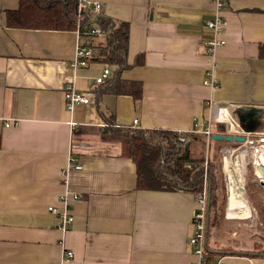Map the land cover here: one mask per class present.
Wrapping results in <instances>:
<instances>
[{"label":"crops","instance_id":"1","mask_svg":"<svg viewBox=\"0 0 264 264\" xmlns=\"http://www.w3.org/2000/svg\"><path fill=\"white\" fill-rule=\"evenodd\" d=\"M19 1L0 0V264H190L197 194L138 189L135 163L103 124L192 133L197 123H220L219 113L232 129L237 121L256 128L264 112V0H229L221 35L205 24L212 0H92L102 7L85 10L90 24L102 27L100 16L128 23L121 69L98 59L108 32L93 37L89 66L75 69L76 29L9 26L7 11ZM216 37L226 43L211 51ZM105 67L111 74L97 83ZM211 70L214 87L205 82ZM69 84L92 91L93 101L69 110ZM70 155L82 168L65 183ZM66 191L75 221L63 233L48 207L60 206ZM211 233V263L264 264L262 256L221 254ZM64 247L74 252L68 261Z\"/></svg>","mask_w":264,"mask_h":264},{"label":"trees","instance_id":"2","mask_svg":"<svg viewBox=\"0 0 264 264\" xmlns=\"http://www.w3.org/2000/svg\"><path fill=\"white\" fill-rule=\"evenodd\" d=\"M88 11L78 12V0H20L16 9L7 11V24L11 27L33 29H67L92 23ZM98 22L107 30L108 37L104 50L98 59L116 65L117 69L127 67L125 54L129 42V27L126 22H112L100 16ZM88 23V24H86ZM264 57V44L260 47ZM141 93L136 94L139 98ZM250 122V127H253ZM217 133L225 132L224 123L214 124ZM112 122L108 129L119 134L124 153L136 166L137 188L146 190H181L198 194L205 183L210 189L209 221L207 238L210 235L211 214L220 209L224 202L218 197V163L210 157L212 144H226L225 140H215L205 133H187L188 141L181 144L177 131L168 129L117 128ZM219 159V156H218ZM206 242V251H209ZM221 254H240L264 257V249L231 250L222 248Z\"/></svg>","mask_w":264,"mask_h":264},{"label":"built area","instance_id":"3","mask_svg":"<svg viewBox=\"0 0 264 264\" xmlns=\"http://www.w3.org/2000/svg\"><path fill=\"white\" fill-rule=\"evenodd\" d=\"M229 0H212L214 14L213 17L207 19L205 24L207 27L212 29L216 35H221L225 33L227 29L228 21L224 15V10L227 7ZM101 3L99 1L92 0H78V12L81 13L86 9L99 12L101 10ZM79 34V38L76 44L75 56L72 59L71 65L73 68L78 67H87L90 64V60L94 55V44L93 37L95 36H106L107 31L98 25L88 24L84 26H78L76 28ZM225 39H221L216 37L214 39H210L208 44L211 51H215L217 47L225 44ZM111 74V69L109 67H105L102 70V73L95 77V81L97 83H104L109 75ZM209 78L205 81L207 84L214 87L217 84V78L214 72L208 71ZM65 98L67 103V108L72 110L76 104L84 103L89 104L93 101L94 93L92 91H80L75 88L73 84H69L65 89ZM221 107L219 108V110ZM225 115V114H224ZM215 119L220 123H224L226 126V131L223 133H236L235 135H244L245 141H249L248 136H250L251 132L247 130L245 127H242L237 121L236 129H232L229 127V122L225 116H215ZM134 124L138 123V119H134ZM74 126V123H72ZM104 127L108 126V123L103 124ZM193 133H205L208 138L215 134L212 123L208 122L206 125L196 124L195 128L192 130ZM187 133H183L180 135L179 140L181 144H186L188 141ZM244 141V142H245ZM245 142V143H246ZM226 156V155H225ZM224 156V159H225ZM82 165L78 162L77 158L73 155L69 156L68 163L66 167L62 171V178L67 183L68 173L72 169H80ZM70 191H66L61 196V205L55 206L50 205L48 210L53 214H56L60 217V223L58 225L59 229L66 233L70 227L73 225L75 221V216L72 213L71 202H70ZM77 197L76 195H74ZM197 209L195 211L193 217V234L189 239V244L192 246L193 253L195 255V260H193L190 264H213L208 259V252L206 251V242H207V230H208V221H209V188L207 187V183H205L204 188L201 192L197 194ZM64 244V242H63ZM65 246V244H64ZM74 257L73 250L64 247L62 251V259L63 261H68Z\"/></svg>","mask_w":264,"mask_h":264},{"label":"rangeland","instance_id":"4","mask_svg":"<svg viewBox=\"0 0 264 264\" xmlns=\"http://www.w3.org/2000/svg\"><path fill=\"white\" fill-rule=\"evenodd\" d=\"M256 120L257 126L249 129L251 134L246 143L229 141L226 144L212 146L209 151L210 157L217 159L218 197L224 202L210 218L213 243L220 248L233 247L245 251L264 249V179L257 176L255 166L257 159L255 154L264 152V112H261ZM238 150L246 153L245 173L243 172L245 186L242 190L244 202L239 208L240 211L229 206L228 180L225 175L228 160L231 156L236 158L235 151ZM226 201L231 209L226 208Z\"/></svg>","mask_w":264,"mask_h":264},{"label":"bare ground","instance_id":"5","mask_svg":"<svg viewBox=\"0 0 264 264\" xmlns=\"http://www.w3.org/2000/svg\"><path fill=\"white\" fill-rule=\"evenodd\" d=\"M223 112L225 113L226 111H223ZM235 154H237L236 158H232L231 156L227 162V165L225 167V172H226L225 175H227V180H228V193L230 197V204L233 207H238L244 202L242 190L244 189V186H245L243 172L245 173L244 159H245L246 153L245 151L238 150V151H235ZM255 156L257 158L255 161L256 174L258 177H262L264 179V176L260 170V165L264 164V152L262 154L256 153Z\"/></svg>","mask_w":264,"mask_h":264},{"label":"water","instance_id":"6","mask_svg":"<svg viewBox=\"0 0 264 264\" xmlns=\"http://www.w3.org/2000/svg\"><path fill=\"white\" fill-rule=\"evenodd\" d=\"M212 138L215 140H225V141H235V142H244L245 136L244 135H233L229 133H215L212 135ZM260 170L264 176V164L260 165ZM209 198H210V189H209Z\"/></svg>","mask_w":264,"mask_h":264}]
</instances>
